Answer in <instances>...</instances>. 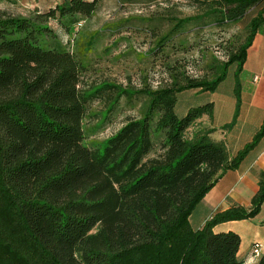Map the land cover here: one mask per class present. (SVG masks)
Instances as JSON below:
<instances>
[{"label": "trees", "instance_id": "trees-1", "mask_svg": "<svg viewBox=\"0 0 264 264\" xmlns=\"http://www.w3.org/2000/svg\"><path fill=\"white\" fill-rule=\"evenodd\" d=\"M141 1L117 0L121 6ZM192 1L197 14L167 18L171 29L148 55L163 52L188 26L237 24L253 12L245 36L230 42L225 61L213 58L210 77L170 67L169 81L156 87L144 73L138 87L84 79L100 59L101 33L118 27L111 23L90 31L79 25L102 0H60L27 15L0 10V264H243L237 257L239 236L213 228L259 214L263 173L248 210L216 213L200 229L189 220L227 172L255 159L264 121L231 155L211 138L215 129L202 126L203 119H212L213 104L181 105L180 98L216 92L234 68L235 111L221 130L235 125L239 75L264 26V0ZM120 39L103 49L104 55ZM121 99L129 106L137 101L136 116L108 138H93ZM99 101L103 109L90 115ZM88 117L95 120L92 126ZM257 259L264 264V255Z\"/></svg>", "mask_w": 264, "mask_h": 264}, {"label": "rangeland", "instance_id": "rangeland-1", "mask_svg": "<svg viewBox=\"0 0 264 264\" xmlns=\"http://www.w3.org/2000/svg\"><path fill=\"white\" fill-rule=\"evenodd\" d=\"M60 0H18L8 10H4L12 15H27L31 10L46 11ZM1 7L6 4V0H1ZM196 7L192 0H164L154 5H148L145 0L134 5L118 4L117 0H102L97 12L85 22L79 25L86 27L90 31L103 30L106 24H118L114 33L105 31L101 33L102 38L97 46L99 60L93 63V71L87 73L86 80L102 81L108 80L122 85L138 87L140 77L144 73L148 77V82L153 87L159 83L169 81L168 68L173 67L180 72L184 71L190 77H210L209 65L216 64L217 61H225L226 54L232 48L230 42L241 41L246 33L250 12L244 20L237 24L211 25L204 29L188 26L180 30L174 38L166 44L163 52L157 51L148 55L156 48L157 38L169 32L172 24L167 18L176 17L178 19L196 15ZM150 18L152 21L142 22L140 19ZM120 23V25H119ZM79 28V27H77ZM121 38L117 47H110V53L104 55L106 47L116 39ZM63 42L66 37L62 36ZM172 45V47H171ZM203 52V53H202ZM142 55V59L139 55ZM234 68L228 70V80L224 84L229 86ZM228 82V83H227ZM185 93L180 98V104L191 102L192 105H201L204 97L194 96ZM199 103V104H198ZM137 101L133 106H129L124 99L120 100V107L109 116L103 129L98 131L93 138L103 140L114 134L128 118L137 114ZM186 105V104H185ZM103 109L102 103L94 102L89 111L90 115L98 113ZM94 118L88 117V126L94 124ZM213 139H216L215 137ZM257 156L252 161L254 163L264 155V141L256 151ZM264 174L263 170L260 172Z\"/></svg>", "mask_w": 264, "mask_h": 264}, {"label": "crops", "instance_id": "crops-1", "mask_svg": "<svg viewBox=\"0 0 264 264\" xmlns=\"http://www.w3.org/2000/svg\"><path fill=\"white\" fill-rule=\"evenodd\" d=\"M16 3L18 0H6V4L1 7L0 0V10H8ZM239 81V113L235 125L228 130L221 128L231 122L235 111L233 79L229 86L226 84L225 88L222 86L212 94L198 95L205 98L203 102L213 104L212 119H203L202 126L215 129L211 138L222 141L231 155L251 140L264 121V26L255 35L247 51ZM195 94L194 91L191 95ZM252 160L254 159L248 158L237 171L227 172L207 193L190 217L189 222L193 229H200L213 215L232 207L245 210L250 208V201L258 191V176L264 167V155L254 163ZM213 232L237 234L240 238L237 257L243 264H256L258 259H251V249L257 243L261 246V255H264V204L253 219L222 223L215 226Z\"/></svg>", "mask_w": 264, "mask_h": 264}, {"label": "built area", "instance_id": "built-area-1", "mask_svg": "<svg viewBox=\"0 0 264 264\" xmlns=\"http://www.w3.org/2000/svg\"><path fill=\"white\" fill-rule=\"evenodd\" d=\"M256 78H254L255 80ZM261 253V246L257 243L253 244L252 249H251V259L254 261L259 257Z\"/></svg>", "mask_w": 264, "mask_h": 264}]
</instances>
